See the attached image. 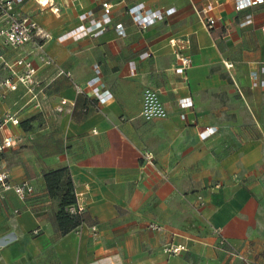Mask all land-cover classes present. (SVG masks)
Masks as SVG:
<instances>
[{"label": "crops", "instance_id": "crops-1", "mask_svg": "<svg viewBox=\"0 0 264 264\" xmlns=\"http://www.w3.org/2000/svg\"><path fill=\"white\" fill-rule=\"evenodd\" d=\"M51 2L24 0L21 12L51 36L39 43L53 65L40 62L33 43L3 49L8 60H31L41 91L38 108L21 85L0 103L1 112L28 119L26 129L7 126L19 140L2 163L13 183L33 186L24 200L12 190L0 196V264H242L231 252L264 264V133L234 128L239 105L253 126L264 120L252 96L264 87L250 77L254 69L264 77V0L239 10L236 0ZM207 4L216 19L210 28L197 15ZM135 5L162 16L141 26ZM176 50L190 58L184 73L175 68ZM93 76L101 99L87 86ZM145 150L152 163L142 159ZM61 166L85 216L65 234L56 230L58 199L43 180ZM216 227L226 250L216 245ZM167 243L186 249L168 255Z\"/></svg>", "mask_w": 264, "mask_h": 264}, {"label": "built area", "instance_id": "built-area-1", "mask_svg": "<svg viewBox=\"0 0 264 264\" xmlns=\"http://www.w3.org/2000/svg\"><path fill=\"white\" fill-rule=\"evenodd\" d=\"M41 8L51 6V0H34ZM261 0H236L235 8L237 10L241 9L246 4L257 3ZM24 0H0V103L1 100L6 95V90H17L21 85L25 89V93L30 95L29 100H34L33 105L38 108L40 107V101L38 100L37 94L41 89L36 90V87L39 86L38 80L35 77L36 67L32 64L31 60L25 58L24 56H19L14 60H8L3 54V49L5 47H10L13 49L24 46L27 43H33L35 48L38 49V58L42 64H54L53 56L51 57L43 50V45L39 43V39H45L51 37L48 33L40 29L35 21L30 15L23 14L21 12V5ZM104 12L107 14L109 12L110 5L106 2H103ZM213 5L207 4L203 8L197 10V15L202 23L206 27H213L215 25L216 19L210 14V10ZM170 10L166 9L165 12L168 13ZM130 12L133 15L134 20L141 26L147 25L149 22L154 19L162 16L160 11L150 12L146 15L141 14L140 6L135 5V7L130 8ZM108 17L104 18L106 21ZM108 20V19H107ZM251 20V15L246 14L245 23ZM120 25L117 24L119 28ZM264 33V27L261 29ZM92 31V28L82 29V33H87ZM98 31H102L101 28H98ZM96 31V32H98ZM174 45V42H172ZM176 65L175 68L179 73H184L190 65V58L181 50H176L174 52ZM230 65V63H229ZM5 73V74H4ZM58 73H63V70L59 69ZM250 77L253 83L260 82L264 85V78L259 76V73L256 69L250 72ZM98 81V76H93L86 83L87 86L92 87L94 92H97L98 95L102 96L103 92H98V89L94 86ZM75 91L77 93H82L84 91L83 87L77 83H74ZM66 99L60 100V105L66 103ZM57 110H61V107H57ZM183 116V115H182ZM20 119L16 112L8 113L1 112L0 110V196L4 197V193L12 190L18 199L24 200L33 192V186L28 180H22L18 183H13L9 172L5 169L1 155L8 148L15 146L18 143L19 138L14 136L11 133L5 132L7 126L19 125ZM214 131V127L206 128L201 132L203 136H206ZM207 133V134H206ZM142 159L148 163H152L153 154L149 150H145L141 153ZM201 195L198 196V199H201ZM70 212H82L83 207L79 203H75L69 207ZM149 227L152 229H158V225L155 223H150ZM90 229L93 233L96 232L97 228L94 224L90 225ZM37 230H34L36 232ZM213 232L217 237V247L220 249L226 250L225 246L228 244V239L224 236L219 228H214ZM185 245L183 244H174L167 243L163 245V252L168 255L178 254L183 251ZM232 254L238 256L242 260V264H249L248 258L239 252H231Z\"/></svg>", "mask_w": 264, "mask_h": 264}, {"label": "trees", "instance_id": "trees-1", "mask_svg": "<svg viewBox=\"0 0 264 264\" xmlns=\"http://www.w3.org/2000/svg\"><path fill=\"white\" fill-rule=\"evenodd\" d=\"M20 120L19 125L27 128L26 121ZM47 194L56 198L57 210L54 213V225L60 234H65L77 228L85 221L83 211L70 212L69 207L76 203V194L71 173L67 166L47 170L43 173Z\"/></svg>", "mask_w": 264, "mask_h": 264}, {"label": "rangeland", "instance_id": "rangeland-1", "mask_svg": "<svg viewBox=\"0 0 264 264\" xmlns=\"http://www.w3.org/2000/svg\"><path fill=\"white\" fill-rule=\"evenodd\" d=\"M251 83H252V85L259 84L262 87H264V85L261 84L259 81L256 83H253L251 80ZM252 96L255 97L258 105H264V89L263 88L258 89L255 93H253ZM225 101H229L227 96L225 98ZM256 117H257V119L263 120L264 111L262 109L260 111H258V109H257ZM239 118H240L239 119L240 125L238 127H234V128L240 130L243 134L248 135L250 137H258L260 135L262 136V133H264V120H263L262 124L257 123V124H255V126H253L252 122H251L250 115L246 112V110L243 108L242 105H239Z\"/></svg>", "mask_w": 264, "mask_h": 264}]
</instances>
